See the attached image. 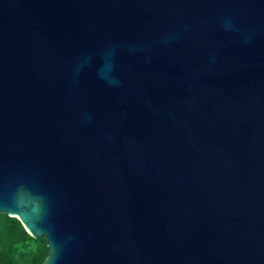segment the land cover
Returning a JSON list of instances; mask_svg holds the SVG:
<instances>
[{"label": "water", "instance_id": "obj_1", "mask_svg": "<svg viewBox=\"0 0 264 264\" xmlns=\"http://www.w3.org/2000/svg\"><path fill=\"white\" fill-rule=\"evenodd\" d=\"M0 213L40 264H264V0H0Z\"/></svg>", "mask_w": 264, "mask_h": 264}, {"label": "trees", "instance_id": "obj_2", "mask_svg": "<svg viewBox=\"0 0 264 264\" xmlns=\"http://www.w3.org/2000/svg\"><path fill=\"white\" fill-rule=\"evenodd\" d=\"M47 254L45 237H32L16 217L0 213V264H40Z\"/></svg>", "mask_w": 264, "mask_h": 264}]
</instances>
